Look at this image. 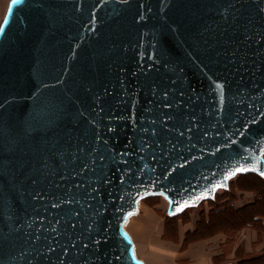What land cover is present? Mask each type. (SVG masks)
I'll return each instance as SVG.
<instances>
[{"label": "water", "instance_id": "obj_1", "mask_svg": "<svg viewBox=\"0 0 264 264\" xmlns=\"http://www.w3.org/2000/svg\"><path fill=\"white\" fill-rule=\"evenodd\" d=\"M261 172L264 0H9L0 264H145L140 201Z\"/></svg>", "mask_w": 264, "mask_h": 264}, {"label": "crops", "instance_id": "obj_2", "mask_svg": "<svg viewBox=\"0 0 264 264\" xmlns=\"http://www.w3.org/2000/svg\"><path fill=\"white\" fill-rule=\"evenodd\" d=\"M6 1L0 0L1 16ZM247 197L237 207L252 201ZM140 210L134 220L136 235L133 234L149 264L238 263L264 253V217L255 226L220 229L186 242L187 232L196 227L195 220L179 222L176 231L171 233L165 219L154 209L141 205Z\"/></svg>", "mask_w": 264, "mask_h": 264}, {"label": "trees", "instance_id": "obj_3", "mask_svg": "<svg viewBox=\"0 0 264 264\" xmlns=\"http://www.w3.org/2000/svg\"><path fill=\"white\" fill-rule=\"evenodd\" d=\"M233 181L230 182L229 189L216 194L215 199L209 200V209L202 211V215L196 222L195 229L187 232L186 242L220 229L255 226L260 221L259 219L264 217V177L256 173H246L239 174L236 177V181ZM233 185L253 191L255 197H253L251 202L237 207V202L234 200L235 194L232 192ZM153 198H156V196L147 197L145 201ZM186 211L178 216H165L168 231L171 233L176 231L178 220L186 216ZM226 264H264V253L238 263Z\"/></svg>", "mask_w": 264, "mask_h": 264}, {"label": "rangeland", "instance_id": "obj_4", "mask_svg": "<svg viewBox=\"0 0 264 264\" xmlns=\"http://www.w3.org/2000/svg\"><path fill=\"white\" fill-rule=\"evenodd\" d=\"M0 17H1V15H0ZM237 176L238 175H236L235 177L230 179V182L233 180H234L233 182H235ZM223 191H224V189H219L216 194H218V193L220 194ZM243 191L246 194H243L244 193ZM232 192L235 194L234 200H236L237 203L244 202L248 198L247 196H250L249 198H252V199H253V197H255V193L253 191H251V190L248 191L247 189H242L241 187H238L237 185L232 186ZM141 205L154 209L164 219H165V216H168L167 215V208H166V199L163 196H156V198L149 199L146 201H145V199H143L142 201H140L139 207ZM209 207H210V202L204 201L197 207L188 208V209H186L187 210L185 213L186 216H183V218L179 219L178 222L192 221V220H195V222H197V220L202 215V211H204V210L207 211L209 209ZM140 212H141V210L137 211L135 214H132L128 218L124 228H125V231L128 232L132 238L138 259L143 261L145 264H149V262L145 259V257L140 253L137 241H135L136 239H134L130 233V231H132L136 235L135 230H137V228H136V223L134 222V220H135L136 216L140 214Z\"/></svg>", "mask_w": 264, "mask_h": 264}, {"label": "bare ground", "instance_id": "obj_5", "mask_svg": "<svg viewBox=\"0 0 264 264\" xmlns=\"http://www.w3.org/2000/svg\"><path fill=\"white\" fill-rule=\"evenodd\" d=\"M8 2H9V0H7L6 3H5V6H4V9H3V13H2V16H1V18H0V23H1L2 19H3L4 14H5V11H6V8H7V5H8ZM167 207H168V201H166V208H167ZM139 210H140V207H139ZM130 233H131L132 237L135 239V236H134L133 232L130 231ZM135 241H136V240H135Z\"/></svg>", "mask_w": 264, "mask_h": 264}, {"label": "snow or ice", "instance_id": "obj_6", "mask_svg": "<svg viewBox=\"0 0 264 264\" xmlns=\"http://www.w3.org/2000/svg\"><path fill=\"white\" fill-rule=\"evenodd\" d=\"M260 174H261L262 176H264V172H261Z\"/></svg>", "mask_w": 264, "mask_h": 264}]
</instances>
